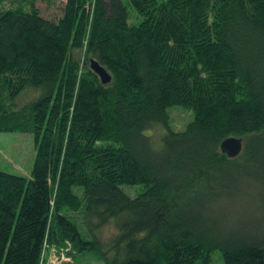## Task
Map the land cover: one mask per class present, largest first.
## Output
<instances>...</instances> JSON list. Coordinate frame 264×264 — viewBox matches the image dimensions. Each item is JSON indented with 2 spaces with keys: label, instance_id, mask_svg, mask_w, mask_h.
Wrapping results in <instances>:
<instances>
[{
  "label": "trees",
  "instance_id": "16d2710c",
  "mask_svg": "<svg viewBox=\"0 0 264 264\" xmlns=\"http://www.w3.org/2000/svg\"><path fill=\"white\" fill-rule=\"evenodd\" d=\"M36 1L0 0V131L35 143L0 169V264H264V0ZM244 178L241 223L219 202Z\"/></svg>",
  "mask_w": 264,
  "mask_h": 264
},
{
  "label": "rangeland",
  "instance_id": "374dc122",
  "mask_svg": "<svg viewBox=\"0 0 264 264\" xmlns=\"http://www.w3.org/2000/svg\"><path fill=\"white\" fill-rule=\"evenodd\" d=\"M63 0H37L36 5L44 16L57 17L61 12ZM138 16L132 15L129 18L130 23H136ZM190 112L180 107H173L170 110V125L176 130L182 129L185 123L191 119ZM35 157V143L33 136L26 132L0 131V169L12 173L27 175L30 172L33 159ZM247 181V182H246ZM250 182V183H248ZM243 189L251 193L253 197L245 199V192L241 190H232V194L226 196L222 202L225 211L232 220H245V210L250 203L259 201L258 195L263 192L262 186L257 181L251 179H241ZM241 187V188H242ZM244 190V191H245ZM132 194L134 191H131ZM247 200V201H246ZM246 208V209H245ZM235 222V221H234ZM103 230V234L105 235ZM218 251H215V253ZM215 254H213V257ZM44 264H103V261L97 257L93 251L76 253L74 257L68 256L65 251L61 254L55 250H50L45 257ZM213 264H222L220 261Z\"/></svg>",
  "mask_w": 264,
  "mask_h": 264
},
{
  "label": "water",
  "instance_id": "95a60500",
  "mask_svg": "<svg viewBox=\"0 0 264 264\" xmlns=\"http://www.w3.org/2000/svg\"><path fill=\"white\" fill-rule=\"evenodd\" d=\"M90 66L98 74L101 82L107 83L111 79V76L108 73V71L102 65H100L96 60L91 59ZM242 147H243L242 138L237 136H228L220 142L221 151L226 155H228L229 157L237 156L241 152Z\"/></svg>",
  "mask_w": 264,
  "mask_h": 264
}]
</instances>
